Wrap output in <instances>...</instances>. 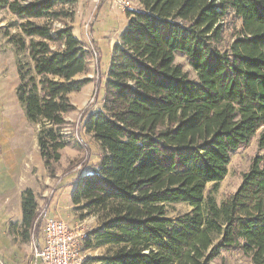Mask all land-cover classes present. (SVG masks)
<instances>
[{
  "label": "trees",
  "instance_id": "obj_1",
  "mask_svg": "<svg viewBox=\"0 0 264 264\" xmlns=\"http://www.w3.org/2000/svg\"><path fill=\"white\" fill-rule=\"evenodd\" d=\"M75 2L0 0V11L21 20V32L7 30L3 38L16 55V97L27 121L40 126L50 175L69 145L64 115L75 109L69 95L92 82L81 78L89 52L74 27L53 25L72 21L65 8ZM139 5L126 12L127 28L111 50L101 110L82 121L101 155L90 174L76 177L72 203L104 213L84 249L109 248L85 264H211L223 251L264 264V0ZM229 17L240 27L221 48ZM258 133L259 155L219 205L215 194L233 155ZM21 197L20 227L10 226L30 242L33 233L41 237L38 202L30 188ZM177 204L191 211L172 216Z\"/></svg>",
  "mask_w": 264,
  "mask_h": 264
},
{
  "label": "rangeland",
  "instance_id": "obj_2",
  "mask_svg": "<svg viewBox=\"0 0 264 264\" xmlns=\"http://www.w3.org/2000/svg\"><path fill=\"white\" fill-rule=\"evenodd\" d=\"M130 1L133 9L141 10L139 0ZM65 9L73 13L72 21L65 20V22L54 23V29H62L65 27V24L74 27V35L83 42L85 49L89 52V70L83 76L90 78L92 82L84 90L74 93L70 97L75 109L73 112L64 115L67 123L64 134L67 141H69V145L64 149V156L61 161L56 164L54 175H50L46 170L39 156L35 159L33 158V153L36 154L38 150V146L35 147L33 140H36L35 138L40 126H35L27 121L25 111L20 103L16 117V119L19 118L21 127H23L20 123L21 117H23L25 125L23 129L26 130L27 150L32 158L30 160L31 164L34 163L35 165L30 167L32 169L31 175H34V177L29 182V188L33 192L34 190L37 192L38 223L41 225L39 231L41 237L45 226L44 224L49 218L60 219L74 230L80 231L81 234L85 235L91 232L92 229L98 227L101 218L104 216L102 212L85 208L84 203L78 204L77 206L74 205L71 194L78 184L77 178L80 172H82V175L90 174L93 171L92 166H90L91 162H95L101 155L99 145L92 138L91 134L86 133L82 121L90 112L101 110L105 74L111 58V51L108 52L107 47L111 45L112 39H115L117 33L124 27L123 21L118 20L117 17L115 24L110 23L109 13H114L117 10L122 11V14H126L127 12L123 11L119 6H116L114 0H76L73 5L66 6ZM32 20L40 24L43 23V20ZM226 20V35L221 48H226L227 44L234 39V32L240 27L238 20L231 19L230 17ZM20 23L21 20L8 10L0 11V38H2V40L0 39V64L1 62L6 63V67L10 69L8 81L15 84L19 81L18 71L15 67L16 55L14 54L13 48L7 43V40L3 38V34L7 30L12 34L20 33L21 30L18 26ZM126 28L127 25L123 30ZM99 33L100 35L107 34L108 36L101 37L104 40V45H101L100 49L97 48L95 41V39L98 40ZM21 58L24 62H30L28 55H23ZM175 62L182 64L186 72L188 71L191 76H195L192 68L184 58L177 56ZM258 136L259 133L247 147L238 150L233 155L228 174L220 182L215 194L216 201L219 205L228 197L234 195L243 181V175L249 171L252 160L259 155V148L257 147ZM211 187L212 185L209 184L207 189ZM189 211H191L189 206L177 204L173 206L171 215L176 216L177 214ZM50 212L53 215H50ZM19 214L20 212L15 215L14 222L10 223L15 226V229L20 227L18 226L19 220L16 221ZM10 224L8 226L11 231ZM33 236L32 238L35 240L37 236L35 237L34 233ZM34 243V247L38 245L36 241ZM108 251L109 248H100L85 250L84 254L87 256V259H93L107 255ZM211 264H253V262L251 258L242 252L223 251Z\"/></svg>",
  "mask_w": 264,
  "mask_h": 264
},
{
  "label": "crops",
  "instance_id": "obj_3",
  "mask_svg": "<svg viewBox=\"0 0 264 264\" xmlns=\"http://www.w3.org/2000/svg\"><path fill=\"white\" fill-rule=\"evenodd\" d=\"M107 8V7H106ZM110 10V9H108ZM109 13V22L115 24L116 17L118 20L123 21L124 27L128 25L126 14H122V11L117 10ZM123 18V20H122ZM124 27L117 33L115 39H112L111 45H109L108 52H110L119 40L118 37L123 31ZM98 40L95 39L97 48L100 49L101 45H104L102 38L108 37L107 34H98ZM102 37V38H101ZM2 40V38H0ZM112 53V52H110ZM16 67V59H15ZM10 69L6 67V63L0 64V264H29L32 258V251L34 248V242L36 244H42L43 236L35 240L30 239V242H24L19 233L16 234L10 231L8 226L14 222V217L18 212L19 225L22 221L21 211V194L24 190L30 186L34 175H31V155L28 154L26 130L23 129L24 120L21 117V125L19 124V118L16 119L19 100L16 97V89L18 82L11 83L8 81ZM84 78V76H81ZM85 89V88H84ZM83 89V90H84ZM72 95V94H71ZM71 95H69L71 97ZM38 126V125H35ZM39 131V129H38ZM38 134V132H37ZM33 140V144L38 146L36 154L33 153L35 159L39 156L44 165L40 149L38 145V139ZM66 148V147H65ZM61 150L62 157L64 156V149ZM61 157V159H62ZM48 171V169L46 168ZM32 176V177H31ZM35 196L37 192L34 190ZM17 210V211H16ZM53 215L52 212L49 213ZM48 216V215H47Z\"/></svg>",
  "mask_w": 264,
  "mask_h": 264
},
{
  "label": "built area",
  "instance_id": "obj_4",
  "mask_svg": "<svg viewBox=\"0 0 264 264\" xmlns=\"http://www.w3.org/2000/svg\"><path fill=\"white\" fill-rule=\"evenodd\" d=\"M123 11L133 9L130 0H114ZM43 243L35 245L29 264H85L84 254L87 234L83 235L64 221L49 218L44 224Z\"/></svg>",
  "mask_w": 264,
  "mask_h": 264
}]
</instances>
